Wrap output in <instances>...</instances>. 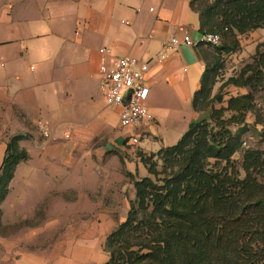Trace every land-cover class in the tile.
<instances>
[{
  "label": "crops",
  "instance_id": "0c3cea01",
  "mask_svg": "<svg viewBox=\"0 0 264 264\" xmlns=\"http://www.w3.org/2000/svg\"><path fill=\"white\" fill-rule=\"evenodd\" d=\"M191 2L0 0V170L10 137L27 135L21 146L30 155L17 166L1 206L4 227L33 219L49 200L43 215H53L52 206L63 205L66 190L76 188L72 177L84 158L111 153L120 161L133 147L152 151L140 143L131 145L130 136L140 140L141 135H153L162 140L161 149L169 147L161 132L176 140L181 133L162 130L156 114L163 109L160 102L175 104L165 108L176 122L173 128L186 124L187 129L197 119L192 100L205 70L198 49L182 46L168 51L164 61L158 58L163 43L171 38L188 34L197 39L202 33ZM102 47L113 50L109 63L125 55L149 62L147 105L153 122L139 128L111 127L119 110L107 106L100 89ZM38 122L45 123L55 138L45 139ZM99 138L103 142L97 145ZM36 176L47 185L30 192ZM75 228L71 238L51 239L49 233H61L63 224L45 219L34 227L0 234V264H105L109 257L95 235L90 237L92 230L80 223ZM95 251L97 258L92 260Z\"/></svg>",
  "mask_w": 264,
  "mask_h": 264
},
{
  "label": "trees",
  "instance_id": "16d2710c",
  "mask_svg": "<svg viewBox=\"0 0 264 264\" xmlns=\"http://www.w3.org/2000/svg\"><path fill=\"white\" fill-rule=\"evenodd\" d=\"M191 8L200 17L202 33L222 34L223 45L216 48L220 54L236 52L239 36L264 29V0H192ZM203 48L197 49L205 70L192 108L209 110L210 117L191 123L176 145L156 154L169 170L163 179L134 182L136 197L128 216L106 239L110 257L105 264H264V151L245 156L243 179L234 175L231 159L247 126L235 133L231 127L244 123L253 92L264 91V43L256 48L254 64L226 83L250 90L230 99L229 107L241 113L229 119L224 117L229 107H211L214 100H223L212 97L220 58L211 65ZM27 138L14 135L7 144L0 170V234L1 206L16 168L30 159L21 146ZM140 158L151 175L159 176L147 157Z\"/></svg>",
  "mask_w": 264,
  "mask_h": 264
},
{
  "label": "rangeland",
  "instance_id": "374dc122",
  "mask_svg": "<svg viewBox=\"0 0 264 264\" xmlns=\"http://www.w3.org/2000/svg\"><path fill=\"white\" fill-rule=\"evenodd\" d=\"M198 5L200 4L198 3ZM224 38H227V36L225 35ZM238 39L240 47L236 52L231 54H220L216 50L217 47L209 46L203 48L204 51H206L205 58H207L211 65H214L216 60L220 58V65L215 66H220V70L212 97L218 95L221 96L223 100L222 102L214 100L211 107L216 109H228V102L231 98H240L250 92L247 88H239L233 85H227L226 83L228 79L232 77H239L243 70H246L249 66L254 64L256 48L258 45L264 43V29L248 32L239 36ZM253 94L254 96L251 99L252 108L243 112L244 123L240 126L232 125L231 127L232 131L235 133L238 132L240 127H244V125L247 126V129L242 132L241 146L238 152L231 158L233 162L232 166L234 165V175L240 179H243L245 176L243 169L245 156L249 153L264 151V91L253 92ZM160 103L163 109L159 114H156L161 122L162 130L165 133H172L175 130L177 134L181 133V135L176 140L175 136L163 135V132H161V134L165 141L169 140L170 146L176 145L188 131V128L186 129V124H180L173 128L176 122L173 121L172 117L169 115V111L166 112L165 108L174 106L175 104L171 102L164 104L162 102ZM182 107H184V104ZM236 109L237 108L233 106L229 107L224 113L225 119H229L233 115L238 117L241 112H235ZM195 113L197 114V119L193 122L209 119L210 117L209 110ZM116 124L118 125L117 118L116 122L114 120L110 122L113 128H115L114 126ZM115 131L118 132L121 130ZM102 142L100 138L96 141L97 145H100ZM244 142L248 143L249 148L244 146ZM161 144L162 140L155 138L153 135H141L140 146L143 149L152 151L144 153L140 148L133 147L131 154H125V156L120 157V161L116 158H112L111 153H106L104 156L93 154V157H90V159H82L79 161L78 165H76L72 177L75 180L76 188L66 190L63 205L59 204L52 206L54 214L57 213V215L53 214L48 217L43 215L44 206H46L48 202L51 203L52 200L46 201L45 204L38 209L33 219L20 221L15 226L3 227L1 229L2 234H9L10 232L24 227H34L45 219H57L59 222H62L63 231L61 233L58 231L50 232V238L61 239L64 236L65 239H68L75 235V232L73 233L72 230L76 229L75 227L78 223L82 226L87 224V227H89L88 229L92 230L90 233H92L93 237L91 235L90 237L94 238L95 235L94 239L102 244L103 251L110 257L109 253L105 251L106 239L128 216L130 203L135 201L136 197L134 182L145 177L157 181L158 179H163L169 173L161 157L156 156L162 148L160 147ZM128 148L131 149V147ZM141 155L149 159V166L152 167L154 171H158L159 176L151 175L148 172L147 168L141 162ZM138 163H141V165ZM210 163L213 165L217 162L211 160ZM126 165L131 169L132 173L128 172L127 167H125ZM223 165L225 164H221V166ZM46 185L47 183L44 182V179L36 176L29 184V191L36 192L38 191L37 188H39L40 192L44 190ZM26 189L27 187L24 189L25 192ZM95 258H97L96 251L92 260Z\"/></svg>",
  "mask_w": 264,
  "mask_h": 264
},
{
  "label": "built area",
  "instance_id": "2783aa9c",
  "mask_svg": "<svg viewBox=\"0 0 264 264\" xmlns=\"http://www.w3.org/2000/svg\"><path fill=\"white\" fill-rule=\"evenodd\" d=\"M222 43L223 36L219 33H201L197 39L188 34L176 36L163 43L162 51L158 56L159 62L169 57L168 51H176L182 46L197 49L207 46L219 47ZM99 53L103 57L99 67L100 89L107 106L119 110V127L121 129L139 128L147 122H153L154 115L147 105L151 90L148 79L149 62L137 56L125 55L116 57L112 63H109L107 57L113 55V50L102 47ZM37 127L45 139L55 138V134L45 123L38 122ZM64 138L69 139L70 135L66 134ZM127 142L137 146L140 140L137 136H130ZM244 146L249 148L247 142H244Z\"/></svg>",
  "mask_w": 264,
  "mask_h": 264
}]
</instances>
